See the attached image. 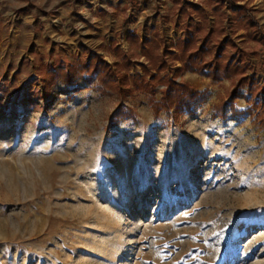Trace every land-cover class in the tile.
I'll list each match as a JSON object with an SVG mask.
<instances>
[{"label":"rangeland","instance_id":"obj_1","mask_svg":"<svg viewBox=\"0 0 264 264\" xmlns=\"http://www.w3.org/2000/svg\"><path fill=\"white\" fill-rule=\"evenodd\" d=\"M239 4L258 42L243 14L221 50L256 85L225 116L233 81L158 72L128 40L187 38L173 0H0V264H264V0ZM94 56L154 93L69 77ZM166 75L207 91L194 115L154 114Z\"/></svg>","mask_w":264,"mask_h":264},{"label":"trees","instance_id":"obj_2","mask_svg":"<svg viewBox=\"0 0 264 264\" xmlns=\"http://www.w3.org/2000/svg\"><path fill=\"white\" fill-rule=\"evenodd\" d=\"M242 1L244 0H197V2L173 0L175 7L178 6L184 19L190 20V23L184 27L187 38L179 39L176 43L171 44L168 49L163 48L161 53H157V49L163 43L161 40L140 39L135 33L129 35L128 40L137 46L143 57L151 65H158V72L167 70L169 61L178 58L182 63L178 72L196 71L210 77L213 82H220L223 79L233 81V89L228 101L223 104V110L226 116L229 106L238 115L234 102L241 97V90L244 87H253L256 82L254 77L248 75L245 68L233 56L226 58L225 50H221V48L230 46L236 48L228 33L233 34L237 29L245 31L244 36L249 37L254 42H258V34L261 31L257 19L248 13L251 10L246 4H239ZM233 6L236 7V10L232 9ZM243 14H245L244 18L238 25L237 21ZM193 20L196 23H193ZM211 43H214V46H211ZM153 46H158L154 52ZM132 57L129 53L125 55L126 66L129 67ZM142 67L147 73L148 67ZM73 70L75 72H72L70 78L84 74L90 78L95 77L105 92L116 90L118 93L124 94L128 80L133 82L136 90L147 93H154L155 91L153 82L156 81L157 77L152 76L150 80H147L145 75L114 72L112 66L100 56L82 60ZM158 80L160 84L165 85L166 90L163 91L164 94L159 103L152 102L156 116L162 111L171 113L173 109L178 115H194L206 101L207 91L199 92L191 85L177 83L174 78L171 79L167 75L161 76ZM261 91L264 90L261 89ZM116 115L120 118L131 116V114H126L122 108L116 112Z\"/></svg>","mask_w":264,"mask_h":264},{"label":"bare ground","instance_id":"obj_3","mask_svg":"<svg viewBox=\"0 0 264 264\" xmlns=\"http://www.w3.org/2000/svg\"><path fill=\"white\" fill-rule=\"evenodd\" d=\"M118 218L121 219V218H122V214H119ZM248 219H249V218H248ZM248 219L246 218V222L250 221V220H248ZM252 220L254 221V219H252ZM263 221H264V220H263ZM239 235H240L239 233L236 234V236H239ZM248 254H249V253H246V254L244 253V256H245V255H248Z\"/></svg>","mask_w":264,"mask_h":264}]
</instances>
